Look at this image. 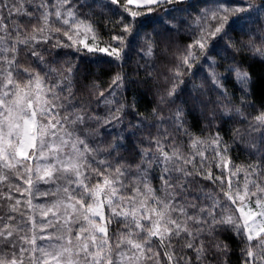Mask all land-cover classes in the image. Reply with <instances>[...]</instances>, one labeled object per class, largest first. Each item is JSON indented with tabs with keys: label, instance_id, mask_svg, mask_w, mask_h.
<instances>
[{
	"label": "snow or ice",
	"instance_id": "6c2138e0",
	"mask_svg": "<svg viewBox=\"0 0 264 264\" xmlns=\"http://www.w3.org/2000/svg\"><path fill=\"white\" fill-rule=\"evenodd\" d=\"M96 9L116 17L108 41ZM181 33L188 42L174 49ZM62 49L121 68L109 95L91 86L103 114L76 102L79 69L55 66ZM132 54L146 81L158 56L174 61L148 114L119 98ZM248 60L264 64V0H0V264H229L225 233L240 264H264V106L243 110ZM193 113L215 131L194 134ZM236 117L256 137L247 164L221 135Z\"/></svg>",
	"mask_w": 264,
	"mask_h": 264
},
{
	"label": "trees",
	"instance_id": "16d2710c",
	"mask_svg": "<svg viewBox=\"0 0 264 264\" xmlns=\"http://www.w3.org/2000/svg\"><path fill=\"white\" fill-rule=\"evenodd\" d=\"M93 19L103 41H108L114 32H119V26L113 23H107L108 20L114 21L116 19V17L111 16V13H108L107 16L101 15L100 9H96V15ZM139 19L144 20L146 24L150 23L149 17H141ZM188 39L189 38L183 33L175 36L173 48L175 49L176 46L182 48L188 42ZM66 53L67 55H65ZM132 56L133 59L127 60L123 66V71L126 73V79L129 82L125 85L126 90L124 94L119 96V98L121 100H127V102L131 104L135 97L137 109L141 113L148 114L153 107L157 106V93L158 91H162L164 87L163 76L167 75L168 69L172 66L174 61L158 56L154 63V75L156 79L155 81L151 79L146 81L144 69H139L138 74L136 73L134 68V60L136 57L135 54H132ZM237 59H240V57H237ZM57 60L58 63L55 65L56 67H60V64L63 63L64 60H69L75 62L79 69L77 73L76 102L88 106L90 110L98 111L100 114H103L106 108L100 104V100L97 98L98 90L104 91L106 96L109 95L111 79L121 68L115 62H111V58L103 53L76 54L69 49H62L60 50ZM249 64L251 65L250 68L248 67ZM244 67L248 68L252 73L255 84L251 96L248 97L251 106H243V110L246 115H254L257 110L264 106V64L258 62L254 63L248 60L244 64ZM131 81L135 82L133 83ZM93 82L98 85V90L97 88L91 87ZM226 86L229 92L233 94L234 103L240 106V96L242 93L238 90V85L235 84L234 79L230 78ZM98 104L100 105L99 108L97 107ZM163 112L165 116L170 114L167 108L163 109ZM188 119L190 130L196 135L207 136L210 132L215 131L214 128L205 127L207 121L203 120L199 116V113H193ZM129 120L132 123H136V118L132 114L126 117L125 123ZM89 127L94 129L96 125L92 124L89 125ZM220 128L221 135H223L225 140L231 145L230 155L234 163L247 164L256 158L254 154L255 149L249 146L255 141L256 137L254 134H248L247 124L245 122L239 117L232 120L226 119L220 122ZM234 128H239L241 130L243 139L238 138L233 142ZM83 131L82 129V134ZM152 131L154 132L155 129H152ZM89 139L93 143L99 142L98 138L90 137ZM107 139H110V137H105V142H107ZM180 139L185 142L187 140V138L183 136H181ZM125 155H127V153H125ZM214 171L216 170L214 169ZM204 185L206 190L213 189V186L208 182H204ZM221 238L226 240L233 249L228 257L229 264H240V246L235 236L231 233H225ZM209 260L211 264H219V259L213 255L209 256Z\"/></svg>",
	"mask_w": 264,
	"mask_h": 264
}]
</instances>
